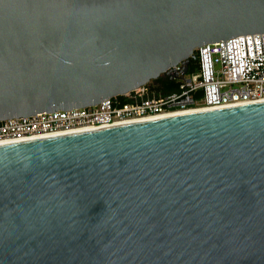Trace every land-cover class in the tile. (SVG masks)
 Here are the masks:
<instances>
[{
  "label": "water",
  "instance_id": "95a60500",
  "mask_svg": "<svg viewBox=\"0 0 264 264\" xmlns=\"http://www.w3.org/2000/svg\"><path fill=\"white\" fill-rule=\"evenodd\" d=\"M262 33L264 0H0V121ZM0 264H264V99L0 143Z\"/></svg>",
  "mask_w": 264,
  "mask_h": 264
},
{
  "label": "built area",
  "instance_id": "2783aa9c",
  "mask_svg": "<svg viewBox=\"0 0 264 264\" xmlns=\"http://www.w3.org/2000/svg\"><path fill=\"white\" fill-rule=\"evenodd\" d=\"M264 99V33L204 44L159 78L99 103L0 121V143Z\"/></svg>",
  "mask_w": 264,
  "mask_h": 264
},
{
  "label": "bare ground",
  "instance_id": "6f19581e",
  "mask_svg": "<svg viewBox=\"0 0 264 264\" xmlns=\"http://www.w3.org/2000/svg\"><path fill=\"white\" fill-rule=\"evenodd\" d=\"M194 110H201V108L200 109L199 108H194V109H190V110H186V111H181V112H188V111H194ZM176 113H180V112H175V113H171V114H176ZM167 115H170V114H167ZM144 120H149V119H144ZM144 120H140V121H144ZM136 122H139V121H136Z\"/></svg>",
  "mask_w": 264,
  "mask_h": 264
}]
</instances>
